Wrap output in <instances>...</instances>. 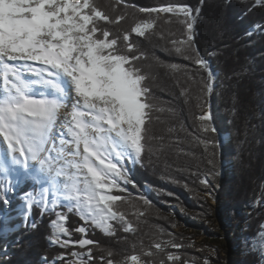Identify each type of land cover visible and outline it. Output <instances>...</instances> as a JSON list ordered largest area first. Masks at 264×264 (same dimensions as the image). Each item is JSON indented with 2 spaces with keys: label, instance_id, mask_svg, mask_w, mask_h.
<instances>
[{
  "label": "snow or ice",
  "instance_id": "obj_1",
  "mask_svg": "<svg viewBox=\"0 0 264 264\" xmlns=\"http://www.w3.org/2000/svg\"><path fill=\"white\" fill-rule=\"evenodd\" d=\"M203 3L137 8L117 0L113 9L123 5L146 17L121 37L106 25L118 24L126 13L113 19L96 0H0V201L9 204L8 193L22 180L32 181L33 190L24 193L25 207L54 214L49 242L84 250L59 254V264H91L98 242L87 238L86 225L109 237L116 235L114 222L125 233L137 231L120 207L129 201L113 193L134 185L125 163H140L145 151H152V113L171 109L154 103L146 83L149 74L137 63L146 54L131 43V36L145 37L162 14L168 17L166 23L175 17L183 26V39H170L171 50L207 73L204 90L211 93L214 73L194 47ZM252 6H264V0H253ZM157 62L172 73L186 67ZM69 107L61 120V110ZM210 119L208 114L199 116L205 132L216 131L206 123ZM204 143L207 147L210 142ZM141 199L150 206L148 199ZM65 206L66 212L57 211ZM72 212L83 222L74 229L81 234L78 240L71 239L67 226V213ZM133 215L143 217L145 211ZM181 247L171 238L155 239L140 254L117 260L107 250V259L102 255L100 260L156 264L153 258L166 253V261L177 264L181 257L167 249Z\"/></svg>",
  "mask_w": 264,
  "mask_h": 264
},
{
  "label": "trees",
  "instance_id": "obj_2",
  "mask_svg": "<svg viewBox=\"0 0 264 264\" xmlns=\"http://www.w3.org/2000/svg\"><path fill=\"white\" fill-rule=\"evenodd\" d=\"M96 3L113 19L126 13L118 24L106 25L114 36L122 37L137 20L146 18L145 14L123 5L113 9L117 0H96ZM125 3L137 8L167 4L200 6V0H125ZM252 5L253 0H204L201 6L194 47L208 61L210 69L214 68L215 87L211 93L204 90L207 73L171 50L170 39H183V26L175 17L166 23L168 17L162 14L145 37L132 34L131 43L146 54L137 63L149 74L146 83L154 103L171 112L152 113L150 129L155 137L150 141L152 151H145L140 163L125 166L134 185H125L126 192H114L129 201L120 207L137 231L125 233L114 222L116 235L109 237L86 225L87 238L98 242V246H93L91 264H102L100 256L107 259V250L120 260L140 254L142 247L146 249L155 239L170 238L182 245L179 249H167L181 257L177 264H229V248L232 264H264V6ZM161 33L165 38H161ZM169 33H175V37ZM157 61L186 67L172 73ZM210 109L214 121L206 123L218 130L205 132L199 116ZM220 135L226 139L225 143L221 144ZM205 141L210 142L207 147ZM224 163L230 165L223 167ZM226 168L229 173L223 179ZM204 179L208 185L201 183ZM31 187L29 180L20 193ZM209 193L220 201L217 208L210 203ZM141 198L148 199L150 206L144 205ZM12 199L13 211L3 223L6 229L23 223L22 214L15 209L21 199L16 196ZM0 209H7L2 201ZM61 210L67 211L57 208ZM174 210H178L179 216ZM136 211H145V215L137 217L133 215ZM67 215L71 239L78 240L81 234L74 229L83 222L75 212ZM33 217L35 227L22 224L18 230L0 236V264H59V254L84 251L61 249L49 242L50 220L55 219L52 212L41 214L35 208ZM198 236L205 239L198 242ZM153 259L156 264L161 259L166 261V253Z\"/></svg>",
  "mask_w": 264,
  "mask_h": 264
},
{
  "label": "rangeland",
  "instance_id": "obj_3",
  "mask_svg": "<svg viewBox=\"0 0 264 264\" xmlns=\"http://www.w3.org/2000/svg\"><path fill=\"white\" fill-rule=\"evenodd\" d=\"M209 112V111H208ZM208 112L206 113V114H208ZM230 164L229 163H226V167H228ZM226 173H227V175H228V173H229V170H227V168H226ZM1 179L3 178V177H0ZM9 179H11V177H9ZM225 179V178H224ZM18 185H22V182H20L19 184H17L15 187H17ZM214 195H215V192H214ZM207 196H208V199L210 200V203L212 204V206L214 207V208H217L219 205H220V201H217V200H215L213 197H212V194H207ZM24 198V197H23ZM11 201V200H10ZM10 206H11V202L9 203V204H7V211L3 214V215H5L7 212H9V210H10ZM174 214L175 215H177V216H179L178 214H179V212H178V210H174ZM3 218V216L2 215H0V219H2ZM220 226H221V224H219ZM15 229H13V230H10V231H14ZM9 231V230H8ZM5 232H7V231H4L3 233H1V235H3ZM191 232L192 233H196V231L195 230H191ZM228 237H230L229 235H228ZM205 239V237L204 236H198V242H200V241H202V240H204ZM229 239V238H228ZM228 255V259H229V261H228V263L230 264L231 263V259H232V251L230 250V248H229V253L227 254ZM129 264H130V262H129Z\"/></svg>",
  "mask_w": 264,
  "mask_h": 264
},
{
  "label": "water",
  "instance_id": "obj_4",
  "mask_svg": "<svg viewBox=\"0 0 264 264\" xmlns=\"http://www.w3.org/2000/svg\"><path fill=\"white\" fill-rule=\"evenodd\" d=\"M211 71L214 72V68H212ZM213 87H215V83L213 84ZM208 115H210L211 119H213V121H214V113H213L212 109L209 110ZM215 128H216V130H218L216 126H215ZM220 142H221V144L226 142V139L221 135H220ZM225 166H226V163H224L223 167H225ZM226 177H227V173H226V169H224L223 170V179ZM230 264H232V262Z\"/></svg>",
  "mask_w": 264,
  "mask_h": 264
},
{
  "label": "bare ground",
  "instance_id": "obj_5",
  "mask_svg": "<svg viewBox=\"0 0 264 264\" xmlns=\"http://www.w3.org/2000/svg\"><path fill=\"white\" fill-rule=\"evenodd\" d=\"M67 111H70V107L68 108V109H63V110H61V120H63V118H64V115L66 114V112ZM0 139H2V138H0ZM25 207V206H24ZM25 209H26V207H25ZM26 219H27V215H26ZM31 224H33V222L31 223Z\"/></svg>",
  "mask_w": 264,
  "mask_h": 264
}]
</instances>
